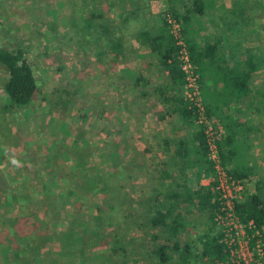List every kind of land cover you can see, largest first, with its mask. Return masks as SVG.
Masks as SVG:
<instances>
[{
  "label": "rangeland",
  "instance_id": "1",
  "mask_svg": "<svg viewBox=\"0 0 264 264\" xmlns=\"http://www.w3.org/2000/svg\"><path fill=\"white\" fill-rule=\"evenodd\" d=\"M186 2L187 0H136L139 8L131 13L129 12L131 2L127 0H88V5L86 0L85 5L77 9L75 15L78 18H85L93 10L119 22L122 13L130 14L131 19L118 30L125 51L118 52L115 61H109L114 57L113 54L105 53L104 60H99L95 56L98 51L97 46L77 41L76 36L80 32L70 24L69 19V15L76 9L74 0H32V2L0 0L1 44L9 37L12 42L15 38L25 35L32 39L29 43L28 39L25 41L28 51L32 48L33 42L36 46L46 45V51L41 53L37 51L36 54L31 55L33 64L34 60L41 59L45 64L44 67L34 68L38 85L35 97L28 105L14 107V110L6 109L7 107L0 108V142H4L3 139L11 141L14 139L13 133L17 131L21 138H27L30 147L33 146V142L35 143L33 138L41 145L45 144L41 152L36 153L35 150L33 156L31 153L32 158L29 161L35 163L37 159L35 165L29 167L28 163L21 162L22 169L24 168V173H35L37 179L42 177L41 172H46L51 182H54L52 177H56L63 186L61 188L57 186L60 191L75 187V178L79 180L77 173L81 164L79 160L82 156L85 158L88 176L93 175V178L100 180V183L90 188L87 186V206L84 207V212H87L84 219H87V234L82 233L84 228L80 229V225L76 227L78 230L76 233L80 231L82 239L84 240L85 237L88 239L87 259L84 264H161L150 251L155 244L152 234L157 233L159 242L165 241L171 244V240L168 239L170 230L154 227L148 220L149 215L155 213V208L159 206L157 204H163V193L174 185L173 182L170 183L168 177L161 174V169L169 165L175 167V160H170L162 166L156 164L149 155L152 154V149L147 145L149 141L156 142L170 134L169 129H163L167 128L163 126L164 123L156 131H149L150 123H153L152 115L149 120V113L152 110L150 95L145 94L158 93L152 91V88L158 84L163 86V83L161 80L153 82L149 78L152 75L155 79L156 74L162 73H156L157 65H160L157 61H155V71L145 70L148 68V65L145 66L146 61H137L136 54L140 45L135 41L136 35L140 33V29L150 27H153V31L157 33L168 23L176 41L191 40L197 46H201L206 39L214 40L221 34L228 39L233 30L231 27L233 14L241 12L240 7L248 3L238 0L235 3L236 8L231 9L234 13H229L227 3H218L215 12L224 16L216 14L212 16L213 18L192 13L185 30L183 29L185 20L180 12L184 11ZM210 8L214 10L212 5ZM175 13H178V17ZM53 16L57 18V22L49 19ZM247 21V16L238 18L240 24ZM89 67L91 69L87 70ZM140 68L144 69L146 77L142 76ZM4 73L7 75L6 69L0 64L2 88L7 77ZM134 74H137L135 81H133ZM206 90L209 91L205 87ZM3 91L0 89L2 103L8 100L4 97L6 94ZM169 91L176 94V99L171 101L172 103H188L186 84L180 91L172 88L166 90ZM44 95L48 97L43 99ZM261 96V102L264 104L263 92ZM151 107L155 112H162L168 108V105L154 98ZM10 111L15 114H8ZM21 111L22 114H19ZM42 111L48 115H42L44 114ZM18 116H22L23 119L25 117V122L21 120L18 122ZM207 116L215 129L222 131L221 138H225V128L218 116L214 113ZM173 120V118L169 119L167 124L174 125ZM175 121L178 123L176 119ZM179 121V127L187 132L185 137L190 139L192 132L198 127L194 125L196 122L187 124L183 119ZM203 127L205 128L204 125ZM56 132L60 139L54 145L55 141L51 135L56 137ZM192 142L195 145L191 144ZM196 145L197 140H190L189 156L197 157L201 161ZM207 152L208 150L206 154ZM0 158H3L2 155ZM201 165L206 166V163ZM6 174H10V170H7ZM37 179L29 180L36 189H38ZM52 198L50 197V201ZM34 199L36 203L28 210L33 213L32 216H36L41 208L43 209L44 204V198L38 199V194H35ZM52 206L53 203L48 204L47 200V210ZM64 206L63 212L72 211L67 203ZM73 213L75 214L74 211ZM195 213L197 217L192 215L184 230L177 233V239L183 243L188 242L193 253L198 254L203 246L204 234L207 232L213 234L219 227L216 222L206 219L200 212ZM41 216L38 220L45 219L44 214ZM68 221L63 214L61 220L44 221L42 227L47 230L42 238L44 248L49 245L47 242L52 241L48 234L53 232L54 228L62 230L67 226ZM77 237L80 238V234H77ZM114 246L117 248L114 249ZM176 257L177 255L165 264H181ZM60 264H71V260L66 259ZM187 264H210V262L202 257H191Z\"/></svg>",
  "mask_w": 264,
  "mask_h": 264
},
{
  "label": "trees",
  "instance_id": "2",
  "mask_svg": "<svg viewBox=\"0 0 264 264\" xmlns=\"http://www.w3.org/2000/svg\"><path fill=\"white\" fill-rule=\"evenodd\" d=\"M85 1L74 0L76 9L69 15L70 24L78 30L77 32H80V36L77 35L76 39L80 43L82 42V44L97 46L98 51H96L95 56L99 60H104L105 53L109 52L114 55L109 61H115L118 52L125 51L123 49L122 36L118 34V30L122 28L126 21L131 19L130 14L128 12L122 13L120 15V21L116 22L113 18L104 17L103 14L91 10L85 18L81 19L75 14L79 7L85 5ZM127 1L131 2L129 12L134 13L139 8V4L136 3V0ZM205 6L206 0H189L185 4L184 11L180 12V15L185 20L183 22V29L186 30L190 15L192 13H203ZM137 15H139V12ZM175 15L178 17V13H175ZM163 19L165 20L166 18L164 17ZM163 27L157 33L149 29H142L136 35L137 41H140L143 45L147 44L151 48L156 56V61L166 70L171 80L169 85L168 83L164 84V86L159 84L154 85L152 91H157L161 94L162 101L168 105L167 109L169 112H177L178 116L187 124L196 122L194 125L198 127L192 132L190 139L182 136L174 142L176 156L174 164L176 167L175 170L181 173L182 168H184L181 174L184 179L178 183L183 187V190L172 188L167 196H165V203L160 204L163 208L166 206L165 209L157 208V214H153L151 219H149L152 226L159 225L158 227H164L168 231L170 230L168 239L171 240V244L165 241L159 242L157 233H154L152 234V238L155 240V244L150 248V251L161 264H165L175 258V255H177L176 260L181 264H187L191 260V257H202L209 261L210 264H215L216 259L224 257L223 244L220 242L221 231L219 229L214 232L215 234H209L208 232L204 234L203 246L198 254L197 252L193 253L188 242L183 243L177 239V235L184 230L188 222L183 213L189 212L188 210H190L186 207L185 209L181 208V202L193 203V200L196 198L197 202L195 207L201 212V215L215 222L214 215L218 207V200L217 193L213 188V181L208 186H203L196 181L193 182L195 188L193 190L190 188V184H192L191 178L185 172L189 164L195 165L199 169H206L204 171L210 173V176H212L214 168L212 161L206 154V134L203 127L204 124L197 120V106L192 101L187 104L180 102L179 104L172 103L171 101L176 99V94L171 98L165 94L169 88L180 91L181 87L185 84V77L184 71L181 68V60L179 59L180 46L170 32L169 24L167 23L164 29ZM185 44L189 51L191 61L196 66V70L200 72L203 57L205 55L207 56L209 51L214 49L215 45L208 44L206 49L200 52L196 49L195 44H192L191 40H187ZM0 64L7 71V77L3 82V90L10 100L7 109L28 105L35 97L38 91V85L33 68L29 64L23 50H13L0 45ZM89 69L91 67L87 68V70ZM251 70L252 68L250 70L247 68L244 72L235 69L227 71V73L223 74L224 89L230 87L231 89L236 88L242 91ZM200 75H198L200 93L204 94L200 95L207 116V114L210 115L213 113V106L206 97L210 95L211 91H205ZM45 97H48V95H44L42 98L44 99ZM224 139L221 138L217 142L221 163L230 175L242 180L244 174L229 170L224 162V150L226 147L225 144L227 143V140ZM190 140H197L196 150L198 149L200 152L199 156L201 155V161L199 158L194 162L184 160L189 156ZM191 144L195 145L194 142ZM85 162L86 160L82 156L79 160L81 164H79V170L77 171L79 173V180L77 178L74 180L75 187L62 191L55 190V193L50 191L55 184L49 181V178L41 177L37 179L38 189H36L33 183L29 181V178L24 179L23 175L17 177L19 174L15 173L11 174L12 178H9L0 163V252L4 251V258H0L2 264H60V262H64L66 259L71 260V264H84V261L87 259L86 248L88 239L85 237L83 240L80 231L76 233V227L80 225V229L84 228L82 233L87 234V219L84 220L87 215V212H84V207L87 206V186L90 188L100 183V180L93 178V175L88 176L85 169ZM202 162L206 163V166L201 165L203 164ZM182 163L184 165L183 167ZM162 173L170 177L171 181L179 187L177 184L178 181L176 182L171 177L172 173L170 170H163ZM198 174L200 175V173ZM199 175L196 177L197 180L199 179ZM255 186V192L246 191L242 198L236 201L235 210L243 221L248 222L249 220H253L264 236V190L260 189L258 183H255ZM78 189H81V191H78ZM35 194H42L44 204L48 200V204L53 203V206L47 210L46 205L44 206L43 204V209L41 208L36 216H32L33 213L28 212L27 207L29 202L36 203L34 199ZM50 197H53L52 201H50ZM66 203L68 208L70 207L72 210L71 212L69 210L63 212ZM8 204L11 206L7 208L6 205ZM11 208L19 211L12 218H5V213L13 210ZM42 214H44L45 219L38 220L42 217ZM62 214L63 217L69 220L67 226L62 230L54 228L53 232L51 231L48 234L52 238V241L47 242L49 245L44 248L42 238L44 237V233L47 232L46 228L42 227L44 221L54 222L61 220ZM77 234H80V238L77 237ZM116 248L114 246V249Z\"/></svg>",
  "mask_w": 264,
  "mask_h": 264
},
{
  "label": "crops",
  "instance_id": "3",
  "mask_svg": "<svg viewBox=\"0 0 264 264\" xmlns=\"http://www.w3.org/2000/svg\"><path fill=\"white\" fill-rule=\"evenodd\" d=\"M22 0H17V2H21ZM238 0H206V6L203 13H196L199 14L205 18L211 17L213 15H216L217 13L216 8L218 7V3H227L226 6L229 7V13L231 12V9L236 8L235 3ZM247 1V4H243L242 8L240 7L241 12H238V14H233V22L231 21V27L233 30L230 32V36L228 39H225L223 36L224 34L218 35L217 39L210 38L209 40H205L201 46H196V49L200 52H203L206 49V46L208 44L215 45L214 49L212 51H209L207 56L205 55L202 59V66L200 69V78L202 79V86L208 88L209 91H211L210 95H207V99L210 101V104L213 106V113L218 116V119L222 122V125L225 128V139L227 140L225 144V150H224V162L229 170L237 171L238 173L244 174L242 177V182L244 183L243 188V194L246 191L249 192H255V183H258L260 186V189L264 190V104L261 102V94L263 92L264 96V1L262 0H244V2ZM27 2H32V0H27ZM189 0H187L186 3H188ZM185 3V4H186ZM213 6L214 10L209 9V7ZM22 8V7H20ZM23 9V8H22ZM21 11V10H20ZM24 12V11H22ZM218 12V11H217ZM106 15V14H105ZM219 16L221 15L219 12ZM226 15V14H225ZM247 16L248 21L247 23L240 24L238 22L239 17ZM52 21H56L57 18L53 16V18H49ZM57 22V21H56ZM222 20V24H223ZM142 29H149L153 31V27L150 28H142ZM140 29V30H142ZM138 30V31H140ZM156 33L155 31H153ZM16 37V36H15ZM30 36H19L18 38H15L12 42L11 37H9L10 42L7 40L5 43H0L2 46H6L13 50H23L29 64L32 66L34 74L36 73V70L34 68L36 67H44L45 65L41 60H34V64L31 61V55L36 54L37 51L41 53L42 51H46L45 47L46 45L42 46H36L34 45L32 48H27V45L25 44V41L31 42L32 39L29 38ZM43 37V36H42ZM28 39V40H27ZM139 45L140 48L136 54L137 61H146V65H148V68L145 70H151L155 68V61L156 56L154 52L151 50V48L147 44H141L140 41L135 40ZM195 42L192 41V44ZM43 49V50H42ZM46 53V52H45ZM135 56V55H134ZM155 59V60H154ZM31 61V63H30ZM35 66V67H34ZM144 66V67H145ZM156 73L161 72L162 74L155 76V79L152 75H150L151 81H160L164 84L170 83V78L168 74H166V70L161 66L157 65ZM252 70L250 71L249 76L247 77L246 83L244 85V89L237 90L231 89L230 87L227 89L225 88L224 81H223V74L227 73V71L231 69L235 70H241L244 72L246 69ZM140 73L142 76L146 77L144 75V69L140 68ZM138 71V73H139ZM219 72V74H218ZM5 76L6 73H4ZM3 75V76H4ZM149 76V75H148ZM137 78V74H134L133 81H135ZM152 78V79H151ZM231 84V83H230ZM0 89L3 90L2 85H0ZM4 93V91H3ZM174 93V92H173ZM172 92H165V94L168 97L174 96ZM6 94V93H5ZM156 94V93H155ZM150 95V108L152 112L149 113V120L150 115H152L151 120L153 123H150V130L149 131H156L158 128L162 127L160 126L162 123H164L163 128L165 130L169 129L170 134L165 136L162 140L151 142L148 145L152 149L151 155L152 159L157 163L166 164L170 160H175V145L174 142L178 138L182 136H186L182 129V127H179V120L181 117L178 116L177 112L175 111H168L166 108L165 110H162V112H155L154 108L151 107L152 100L154 98H157L160 102L162 101V97L160 93H157L156 95H151L150 93L145 94ZM7 97V94L6 96ZM10 104V100L6 102L0 101V108H5ZM7 109V108H6ZM14 110V107L12 108ZM23 111V110H22ZM22 111L19 112V114H22ZM44 111V110H43ZM42 111V113H44ZM8 114L14 115L15 113L13 111L8 112ZM42 115H48L46 112ZM25 117H27L25 115ZM25 117L23 119L22 116H18L17 120L18 122H25ZM174 119L175 122L174 125L170 126L167 124V121L169 119ZM175 119L178 121V123L175 121ZM223 119V120H222ZM8 120V119H7ZM27 120V119H26ZM164 121V122H163ZM166 123V124H165ZM173 123V122H172ZM149 124V121L147 122ZM146 125V124H145ZM168 125V126H167ZM173 127V128H172ZM182 128V129H181ZM17 129V128H16ZM15 129V130H16ZM43 130H41L42 132ZM44 133L47 134L46 130H44ZM14 139H11V141H7L5 139L4 142H0V155H2L3 158H0V163L2 164L4 170L7 172V170H10V174L7 176L9 178H12L11 174H19L17 177H20L23 175L24 179L29 178V180L33 178H38V176H35V173H24L22 169V163H28L29 167L35 165L37 162V159L35 160V163H32L29 161L30 158H32L33 154H35L38 151L41 152V149L45 146V144H40L39 142H36V139L33 138L35 143L33 142V146L28 145L27 138H21L18 135V132L16 131L13 133ZM50 135V134H49ZM154 137V136H153ZM51 138L55 141L54 145H56V142H58V139H60L56 132V137L51 135ZM42 140H45V138H42ZM41 146V147H40ZM30 147V148H28ZM40 147V148H39ZM28 148V149H25ZM2 150V151H1ZM32 153V156H31ZM195 156V155H194ZM58 157V156H56ZM55 157V158H56ZM18 159L19 166L17 164L13 163V160ZM35 159V158H34ZM184 160H189L190 162H194V160H198L197 157L192 158V156L186 157ZM182 162V160H180ZM180 162V163H181ZM189 163V162H187ZM182 163V167H183ZM24 167V166H23ZM7 168V169H6ZM176 167L169 165L163 168V170H170L172 173V178L175 179L177 184L182 181L184 178L182 177L183 169L181 173L176 172ZM36 169V168H35ZM163 170L161 169V174H163ZM204 169H199L195 165H188V168L186 169V174L189 175V178H191L190 188L193 190L195 188V184L193 182L198 181L199 184L203 186H208L211 183L210 179V173H206V171H203ZM37 173V172H36ZM42 178H49L45 172H41ZM199 175V179L197 180V175ZM165 177H168L167 175H163ZM55 186L51 188V192L55 193V190L60 191L58 187H63L60 185V183L57 181L56 177H52ZM170 179L171 178L168 177ZM172 188L177 190H183V187L179 185L176 186L175 183ZM171 188V189H172ZM171 189H167L163 193V198L165 199V196H167L168 192ZM190 190V191H192ZM242 194V196H243ZM41 195V196H40ZM43 199L42 194H38V199ZM241 199V198H240ZM29 202V200H28ZM197 199L195 198L193 200V203L188 202H181V208L185 207L189 212L183 213L184 216H186L187 221H190L192 215L194 216L195 212H200L196 207ZM165 202L163 201V204ZM10 204V203H9ZM6 205L8 208L11 205ZM28 204V203H27ZM26 204V205H27ZM33 202H29V205L27 207V211L29 209L33 208ZM166 204H168L166 202ZM46 204H44L45 206ZM157 208L159 209L161 206L160 204ZM43 207V206H42ZM166 206L161 207V209H165ZM155 208V213L157 214L158 209ZM13 210L7 211L5 213V218H12L14 214H17L19 210L14 208H11ZM191 213V214H190ZM153 214L149 215V219H151V216ZM190 214V216H188ZM201 214V212H200ZM197 217V215H195ZM148 219V220H149ZM150 222V221H149ZM159 226V225H156ZM4 252V251H3ZM0 252V258H4V253Z\"/></svg>",
  "mask_w": 264,
  "mask_h": 264
},
{
  "label": "built area",
  "instance_id": "4",
  "mask_svg": "<svg viewBox=\"0 0 264 264\" xmlns=\"http://www.w3.org/2000/svg\"><path fill=\"white\" fill-rule=\"evenodd\" d=\"M179 44V59L184 71L188 102L197 106L198 122L204 124L207 154L213 163V188L217 193L218 207L214 221L221 231L220 242L223 244L224 257L216 259L215 264H264V236L253 220L243 221L235 210V203L242 198L244 183L230 175L221 163L218 141L222 131L215 129L212 121L205 114L200 93L198 72L190 58L185 42Z\"/></svg>",
  "mask_w": 264,
  "mask_h": 264
},
{
  "label": "clouds",
  "instance_id": "5",
  "mask_svg": "<svg viewBox=\"0 0 264 264\" xmlns=\"http://www.w3.org/2000/svg\"><path fill=\"white\" fill-rule=\"evenodd\" d=\"M13 163H14V164H17V166H19V162H18V161L13 160Z\"/></svg>",
  "mask_w": 264,
  "mask_h": 264
}]
</instances>
